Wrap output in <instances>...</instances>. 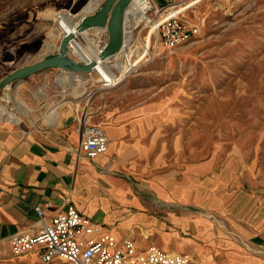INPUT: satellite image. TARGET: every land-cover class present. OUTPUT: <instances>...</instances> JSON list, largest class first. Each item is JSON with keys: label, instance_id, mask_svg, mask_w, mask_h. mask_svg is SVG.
<instances>
[{"label": "crops", "instance_id": "1", "mask_svg": "<svg viewBox=\"0 0 264 264\" xmlns=\"http://www.w3.org/2000/svg\"><path fill=\"white\" fill-rule=\"evenodd\" d=\"M62 77L52 69L0 90V264L41 263L35 252L12 255L11 238L39 228L36 206L53 216L68 204L140 250L184 253L190 264H264V176L244 175L236 154L181 160L175 146L165 154L156 145L163 137L149 132L157 115L148 104L89 113L108 149L78 158L84 108L68 106Z\"/></svg>", "mask_w": 264, "mask_h": 264}, {"label": "rangeland", "instance_id": "2", "mask_svg": "<svg viewBox=\"0 0 264 264\" xmlns=\"http://www.w3.org/2000/svg\"><path fill=\"white\" fill-rule=\"evenodd\" d=\"M87 1L0 0V78L56 54L58 38L49 35L56 11L78 15ZM183 18L198 32L175 48H163L116 87L101 88L94 73L82 76L84 84L74 82L65 71L68 106L81 101L77 105L87 120L89 113L100 116L101 106L119 112L148 104V112L157 115L149 132L163 137L156 145L165 154L174 146L181 160L192 151L201 159L236 154L244 175L263 177L264 0H201ZM84 90L93 93L83 99ZM247 183L245 178L246 188ZM14 264L27 263L15 258Z\"/></svg>", "mask_w": 264, "mask_h": 264}, {"label": "built area", "instance_id": "3", "mask_svg": "<svg viewBox=\"0 0 264 264\" xmlns=\"http://www.w3.org/2000/svg\"><path fill=\"white\" fill-rule=\"evenodd\" d=\"M186 6L184 1L161 5L155 0H132L125 12L124 38L120 49L113 56L94 59V70L84 75L92 76L94 73L96 80L102 84L100 77L103 75L97 69V65H100L114 78L112 87H116L142 65L153 60L160 49H172L188 41L198 32V26L184 20L185 10L182 11V8ZM66 14L56 11L54 15L56 25L53 32L59 42L68 33L61 26V18ZM80 17L76 15L75 20ZM89 33L95 41L98 56L108 39L107 29H91ZM73 39L69 43L70 56L77 61H90L73 54ZM58 50L59 43L56 54ZM73 74L83 76L69 72L71 77ZM108 82L104 81L103 84ZM91 93L93 91L84 90L81 94H85L87 99ZM78 133V158L94 159L107 151L109 141L100 126L81 119ZM34 209L39 228L33 233L21 231L12 236L11 250L14 256L35 252L42 264H190V257L184 253L167 252L154 246L140 250L130 239L116 240L102 223L83 215L71 204L53 216H47L41 206Z\"/></svg>", "mask_w": 264, "mask_h": 264}, {"label": "water", "instance_id": "4", "mask_svg": "<svg viewBox=\"0 0 264 264\" xmlns=\"http://www.w3.org/2000/svg\"><path fill=\"white\" fill-rule=\"evenodd\" d=\"M131 1L101 0L97 8L82 14L78 20L76 25L78 33L106 27L108 39L104 48L98 54L100 59L113 56L120 49L124 38L125 12ZM73 38L72 33H67L59 42L57 54L45 56L4 75L0 78V90L14 81L52 69H60L81 75L92 72L96 64L94 59L81 62L70 56L69 43Z\"/></svg>", "mask_w": 264, "mask_h": 264}, {"label": "bare ground", "instance_id": "5", "mask_svg": "<svg viewBox=\"0 0 264 264\" xmlns=\"http://www.w3.org/2000/svg\"><path fill=\"white\" fill-rule=\"evenodd\" d=\"M199 1H201V0H192L190 2L184 1V4L187 5L185 8H182L183 9L182 11L185 10L183 12L184 15H185V12L187 10H190ZM99 3H100V0H88L85 7L81 10L79 16L86 13V12L94 10L95 8L98 7ZM172 10H175V9H172ZM76 15L77 14H72V13L68 12V14H66V16H62L63 18H61V26L64 29V32L74 33V39L71 42L72 52L78 58L83 59V60H91V59L99 60V57L96 56L97 54H96V50L94 47L95 41L92 37H90L89 31H84L82 33H78L76 31V25L78 23V20H75ZM49 35H50L51 39L55 38V32H51ZM160 51H162V49H160ZM97 69L100 70L102 75H103V77H100L101 82H102L101 88H103V87L112 88V86L115 84L114 78L110 74L106 73L104 68L101 67L100 65H97ZM104 78H106V79H104ZM70 80H73L74 82L77 81L78 83H83L86 81L83 77H81L80 75H76V74H73V76ZM64 81H62V82L64 83ZM104 81H109V82L103 84ZM73 87H74V85H73ZM55 118H56V116L49 118V120L52 121V120H55Z\"/></svg>", "mask_w": 264, "mask_h": 264}]
</instances>
